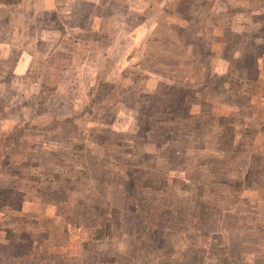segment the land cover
Segmentation results:
<instances>
[{
	"label": "rangeland",
	"instance_id": "rangeland-1",
	"mask_svg": "<svg viewBox=\"0 0 264 264\" xmlns=\"http://www.w3.org/2000/svg\"><path fill=\"white\" fill-rule=\"evenodd\" d=\"M0 264H264V0H0Z\"/></svg>",
	"mask_w": 264,
	"mask_h": 264
}]
</instances>
